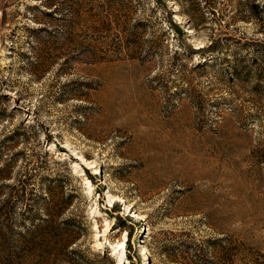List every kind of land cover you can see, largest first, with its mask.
<instances>
[{
    "label": "rangeland",
    "instance_id": "rangeland-1",
    "mask_svg": "<svg viewBox=\"0 0 264 264\" xmlns=\"http://www.w3.org/2000/svg\"><path fill=\"white\" fill-rule=\"evenodd\" d=\"M53 1L0 0V216L12 194L4 230L36 241L19 261H264V0ZM68 219L85 230L63 248Z\"/></svg>",
    "mask_w": 264,
    "mask_h": 264
},
{
    "label": "trees",
    "instance_id": "trees-1",
    "mask_svg": "<svg viewBox=\"0 0 264 264\" xmlns=\"http://www.w3.org/2000/svg\"><path fill=\"white\" fill-rule=\"evenodd\" d=\"M44 6H46L47 8H49V12H51L52 10H54L55 8H58V4L54 3L53 0H40ZM106 3H110L108 0H106ZM88 1L87 0H69V3L67 4V8H72L75 11V14H78L79 9H81L83 6L88 5ZM74 5H77L76 9L74 7ZM256 5H252V7H254ZM258 7V6H257ZM258 11H259V7H258ZM264 20V17H262ZM90 20V17L88 18ZM224 61H227L226 59H224ZM238 66V65H237ZM236 65H233L231 63L227 64V67H225V73L228 74H234V75H238L239 74V69H237ZM256 157L258 158V160L260 162H264V149L262 151H260V153L258 155H256ZM2 168H0L1 170ZM5 169V168H4ZM7 172V168L5 169ZM7 174V173H6ZM2 176H6L5 174H3ZM54 180V179H52ZM64 187V188H63ZM62 188L64 189L63 192L65 193V203L70 202L74 197L76 196V193L72 192V190H67L66 187L63 185ZM12 194H10L7 199L5 200V206L7 208V211L5 212V217H1L0 216V264H26V261H19L21 259H25L27 257L33 256V253H31V249L29 248V243L32 242L31 238H28L30 236V232H26L27 234L23 233L20 234L17 231L12 229H6L5 225L9 226V224L7 223L8 221L14 222V218L11 215V208H13V204L11 203V199H12ZM24 196V193H23ZM10 208V209H9ZM1 210V208H0ZM6 214L7 217H6ZM76 222H78V224H75L72 220H67L66 222V231H65V237L64 239H62V247L65 248L67 245L70 244V242L73 241V239L75 238V233H77L78 229L80 230H85L84 227V223L81 221V223H79V221L76 220ZM80 224V225H79ZM10 227V226H9ZM65 227L63 228L65 230ZM227 239V237L223 238V240ZM41 244L44 246H47L44 241H46V237H43L40 239ZM212 243L221 241L220 240H215ZM49 243V241H47ZM32 243H36V241H33ZM45 258V257H43ZM47 258V257H46ZM223 260L225 261H206L203 258H199L197 260H192V261H171V262H175L177 264H264V261H228L232 258L231 254H224L222 256Z\"/></svg>",
    "mask_w": 264,
    "mask_h": 264
},
{
    "label": "bare ground",
    "instance_id": "bare-ground-1",
    "mask_svg": "<svg viewBox=\"0 0 264 264\" xmlns=\"http://www.w3.org/2000/svg\"><path fill=\"white\" fill-rule=\"evenodd\" d=\"M82 160H84L86 163H88V167H92V164H91V162L90 161H86L87 159H84V157L82 156V155H78ZM78 175H82V171L79 169V170H77V172H76ZM108 196H109V202L111 203V201L112 200H116V199H118V200H120L121 198L120 197H117V196H114L113 194H111L110 192H109V194H108ZM135 214V213H134ZM107 230V227H105V229H104V231H106ZM123 246H124V241L123 240H119L116 244H115V247L113 248L114 250H113V252L111 253V255H116L117 253H118V251H117V249H122L123 248ZM116 264H122V262H121V260H118L117 261V263Z\"/></svg>",
    "mask_w": 264,
    "mask_h": 264
}]
</instances>
